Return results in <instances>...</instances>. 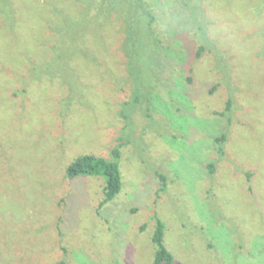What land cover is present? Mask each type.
<instances>
[{
    "label": "rangeland",
    "instance_id": "374dc122",
    "mask_svg": "<svg viewBox=\"0 0 264 264\" xmlns=\"http://www.w3.org/2000/svg\"><path fill=\"white\" fill-rule=\"evenodd\" d=\"M125 1L0 0V264H152L155 217L173 264H264V0H144L133 47ZM115 147L99 208L65 166Z\"/></svg>",
    "mask_w": 264,
    "mask_h": 264
},
{
    "label": "trees",
    "instance_id": "16d2710c",
    "mask_svg": "<svg viewBox=\"0 0 264 264\" xmlns=\"http://www.w3.org/2000/svg\"><path fill=\"white\" fill-rule=\"evenodd\" d=\"M109 2V0H107ZM111 4H117L121 0H110ZM184 6L187 7L186 10L191 11L199 16L198 9H194L195 1L192 0V3L182 0ZM127 7L122 9V13L119 14L120 19L123 21L122 31L124 32L126 39L124 44L126 46L131 45L135 46L137 42H146L143 33L148 35V30L151 26L153 28L154 17L150 11V4L146 3L144 0H126ZM113 9H116L112 7ZM129 13V15H128ZM195 25V23H194ZM199 25L196 24L197 29ZM137 38H141L140 41ZM165 47V46H164ZM203 48L200 47L197 52V56H200ZM126 58L133 59L132 54L128 55V50L126 48ZM167 51V49H165ZM166 53V52H165ZM130 75V74H129ZM187 81H191L188 79ZM138 100V101H137ZM132 102L134 104L141 103L139 98H133ZM230 101H228L226 110H229ZM226 136L222 134L220 137L214 139V143L218 146L217 150L222 153V144L225 142ZM121 159L120 147H115L110 151V158L106 159L99 155L94 154H85L76 157L74 160L70 161L65 166L64 177L68 181H74L75 178L80 177H101L104 181V186L102 190V200L99 203V208H103L104 205L114 202L117 195L121 193L122 190V179L121 172L119 167V160ZM210 173L213 172V165H208ZM156 178L160 182V191H164L166 187V177L161 172H156ZM134 212V210H132ZM155 226L152 233L151 242L154 246V258L152 264H173V256L166 249L164 245V231L165 227L163 222L155 217ZM144 230V228H141ZM61 264H64L63 262Z\"/></svg>",
    "mask_w": 264,
    "mask_h": 264
}]
</instances>
